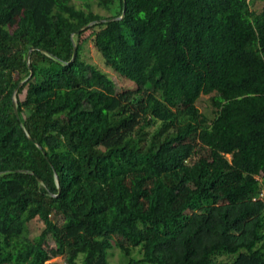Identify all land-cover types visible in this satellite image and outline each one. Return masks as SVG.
<instances>
[{
	"label": "trees",
	"instance_id": "trees-1",
	"mask_svg": "<svg viewBox=\"0 0 264 264\" xmlns=\"http://www.w3.org/2000/svg\"><path fill=\"white\" fill-rule=\"evenodd\" d=\"M257 1L0 0V264H264Z\"/></svg>",
	"mask_w": 264,
	"mask_h": 264
},
{
	"label": "rangeland",
	"instance_id": "rangeland-1",
	"mask_svg": "<svg viewBox=\"0 0 264 264\" xmlns=\"http://www.w3.org/2000/svg\"><path fill=\"white\" fill-rule=\"evenodd\" d=\"M264 3L262 1H257L256 4L254 5L253 9L261 12L263 9ZM98 12H100L102 15L105 14L104 11L102 10H98ZM90 34V32L88 31L84 37H87ZM83 58L91 63L96 65L99 69H101L102 71H104L105 73H107L111 79L115 82L116 84V88L117 91H121L124 88H131L132 84L129 83L126 80L121 79L117 74H115L111 69L107 68L105 66L104 60L101 56V54L96 50V48L94 47L93 43L90 41L87 42L86 46H85V51L83 54ZM23 98V96H22ZM197 107L199 108V110L204 113L205 115H207L210 118L214 117V109L211 106L210 103V97L209 96H202L200 98V100L197 102ZM41 230H38L37 234L40 232ZM52 243V242H51ZM54 245V244H52ZM121 260L120 254H119V250L115 249L114 250V255L111 257V263L112 264H119ZM68 261V255L65 256H60V257H56L51 259L50 261H48V263H52V264H67ZM215 264H231V259L230 257H227L226 255H219L216 258V262Z\"/></svg>",
	"mask_w": 264,
	"mask_h": 264
},
{
	"label": "water",
	"instance_id": "water-1",
	"mask_svg": "<svg viewBox=\"0 0 264 264\" xmlns=\"http://www.w3.org/2000/svg\"><path fill=\"white\" fill-rule=\"evenodd\" d=\"M101 22H103V21H101ZM31 52V51H30ZM76 54H77V46L75 45V48H74V58L73 59H75V57H76ZM30 57V53H29V55H28V58ZM22 85V83L19 85V87ZM17 93V90H16V92H15V94ZM14 107H15V112L17 113V99H16V97H14Z\"/></svg>",
	"mask_w": 264,
	"mask_h": 264
}]
</instances>
